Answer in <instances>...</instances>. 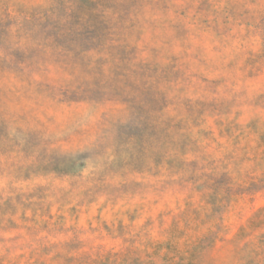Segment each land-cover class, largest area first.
I'll return each instance as SVG.
<instances>
[{"label":"rangeland","instance_id":"1","mask_svg":"<svg viewBox=\"0 0 264 264\" xmlns=\"http://www.w3.org/2000/svg\"><path fill=\"white\" fill-rule=\"evenodd\" d=\"M0 264H264V0H0Z\"/></svg>","mask_w":264,"mask_h":264}]
</instances>
